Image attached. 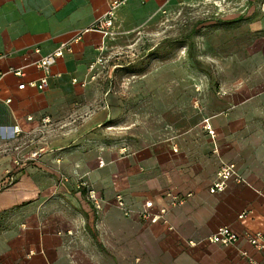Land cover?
<instances>
[{
    "label": "crops",
    "instance_id": "0c3cea01",
    "mask_svg": "<svg viewBox=\"0 0 264 264\" xmlns=\"http://www.w3.org/2000/svg\"><path fill=\"white\" fill-rule=\"evenodd\" d=\"M111 2L0 0V121L12 129L19 125L21 133L13 134L24 136L27 145L19 154L15 181L0 191V213H6L0 219V264H117L118 253L119 264L264 261V251L245 234L264 232V90L250 98L223 93L224 98L204 99L201 107L178 104L168 137L122 156L116 146L124 152V142L99 134L105 126L128 127L124 119L113 120L116 91L99 84L122 65L132 34L178 6L169 4L172 0H127L116 10L113 34L105 36L91 26ZM63 43L70 50L54 65L50 86L19 89V83L42 75L36 62ZM100 55L107 67L92 79L90 64ZM80 117L79 130L91 128V134L35 135L41 127L49 132L57 124L78 126ZM206 120L214 135L204 127ZM36 147L45 148L41 156L27 159ZM223 161L235 162L244 181L231 179L212 193ZM91 189L104 199L102 211L95 209ZM169 189L193 195L169 210V224L142 221L136 210L149 199L158 210L168 203ZM118 193L134 210L131 216L117 205ZM243 211L247 214L240 217ZM223 225L240 234L236 243L209 240Z\"/></svg>",
    "mask_w": 264,
    "mask_h": 264
},
{
    "label": "rangeland",
    "instance_id": "374dc122",
    "mask_svg": "<svg viewBox=\"0 0 264 264\" xmlns=\"http://www.w3.org/2000/svg\"><path fill=\"white\" fill-rule=\"evenodd\" d=\"M169 4L178 9L132 34L121 53L122 65L99 84L116 91L113 120L124 119L128 126H105L99 134L124 142L126 151L116 146L122 156L168 137L173 107L178 104L201 107L204 99L224 98L223 93L250 98L264 90V0H172ZM81 119L78 126L57 124L49 132L41 127L35 135L56 139L65 133L91 134V128L79 130ZM9 124L0 121V191L15 181L14 169L22 161L19 154L27 146L26 138L14 135ZM95 209L102 211L103 205ZM5 214L1 212L0 219ZM118 254L117 264L123 262Z\"/></svg>",
    "mask_w": 264,
    "mask_h": 264
},
{
    "label": "built area",
    "instance_id": "2783aa9c",
    "mask_svg": "<svg viewBox=\"0 0 264 264\" xmlns=\"http://www.w3.org/2000/svg\"><path fill=\"white\" fill-rule=\"evenodd\" d=\"M127 0H112L107 12L104 14L102 18L97 20L95 24L91 26V29H95L101 31L103 35H111L113 34V24L116 16V10L119 6L124 4ZM145 1V0H141ZM70 50V45L68 43H63L59 45L57 48L49 52L48 54L42 56L37 62L36 65L38 68L42 70V75L38 79H33L28 82H21L18 85L19 89H24L27 87L37 88L40 90H45L50 86V79L55 75L53 73V67L56 64L59 56L65 51ZM107 59L100 55L97 59L90 64V70L93 72L92 79H96L99 71H103L101 67L106 68ZM17 74H20V70L15 71ZM56 75H60L59 73ZM73 82H78V79L74 78ZM11 101V98L7 99V102ZM28 119H33V116H29ZM42 122L47 124L50 122V118L45 116L42 118ZM207 131L214 135V131L206 120L205 126ZM22 129L19 125L14 126L13 132L16 134L21 133ZM44 147H39L28 156L27 159L34 160L38 159L42 152L44 151ZM234 179L236 182L241 183L244 181V178L237 172V165L233 161H223L217 170L216 179L211 184L209 190L212 193L222 191L228 185V182ZM193 195L192 192H177L175 190L169 189L165 192V196L168 198V203L161 205L158 210L154 211L155 202L151 199L146 200L141 209L136 210L139 218L144 222L149 223H158L163 222L165 224H169V219L167 218V214L170 209L180 204H183L185 201L189 199ZM89 197L94 202L96 207L102 208V203L104 199L99 196V194L91 189L89 191ZM115 200L119 208L122 210L125 216H131L133 214V209L127 205V202L123 196V194L118 193L115 196ZM246 211H243L239 216L244 217L246 215ZM172 228L171 225H168ZM248 241L257 249L264 251V232L262 231H246L245 232ZM240 234L237 233L232 227L228 225L220 226L214 233L209 236V240L212 242L221 243L224 245L234 244L239 239ZM190 244H194L193 241H190ZM250 264H264V261L260 262L255 260L254 258H249Z\"/></svg>",
    "mask_w": 264,
    "mask_h": 264
}]
</instances>
